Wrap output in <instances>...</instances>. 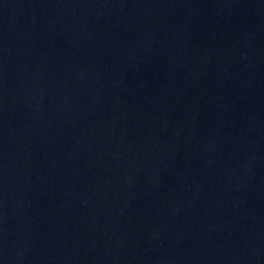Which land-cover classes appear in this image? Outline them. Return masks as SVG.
<instances>
[{
	"label": "water",
	"instance_id": "obj_1",
	"mask_svg": "<svg viewBox=\"0 0 264 264\" xmlns=\"http://www.w3.org/2000/svg\"><path fill=\"white\" fill-rule=\"evenodd\" d=\"M0 264H264V0H0Z\"/></svg>",
	"mask_w": 264,
	"mask_h": 264
}]
</instances>
